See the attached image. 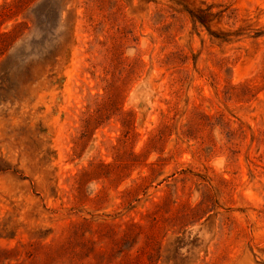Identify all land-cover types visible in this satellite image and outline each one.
Returning a JSON list of instances; mask_svg holds the SVG:
<instances>
[{
  "label": "rangeland",
  "instance_id": "rangeland-1",
  "mask_svg": "<svg viewBox=\"0 0 264 264\" xmlns=\"http://www.w3.org/2000/svg\"><path fill=\"white\" fill-rule=\"evenodd\" d=\"M0 264H264V0H0Z\"/></svg>",
  "mask_w": 264,
  "mask_h": 264
},
{
  "label": "trees",
  "instance_id": "trees-1",
  "mask_svg": "<svg viewBox=\"0 0 264 264\" xmlns=\"http://www.w3.org/2000/svg\"><path fill=\"white\" fill-rule=\"evenodd\" d=\"M200 20V19H199Z\"/></svg>",
  "mask_w": 264,
  "mask_h": 264
}]
</instances>
